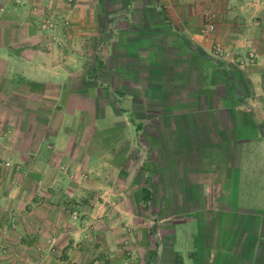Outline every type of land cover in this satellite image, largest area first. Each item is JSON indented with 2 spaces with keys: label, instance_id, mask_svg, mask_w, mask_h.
I'll list each match as a JSON object with an SVG mask.
<instances>
[{
  "label": "crops",
  "instance_id": "0c3cea01",
  "mask_svg": "<svg viewBox=\"0 0 264 264\" xmlns=\"http://www.w3.org/2000/svg\"><path fill=\"white\" fill-rule=\"evenodd\" d=\"M51 19L82 38L112 20L98 26L99 53L114 52L104 72L130 85L126 98L147 101L130 112L146 117L156 153V221L126 190L87 202L100 186L72 166L106 157L56 121L59 96L82 97L58 92L63 78L88 79L82 45L48 40ZM249 52L256 61L241 64ZM0 264H264V0H0Z\"/></svg>",
  "mask_w": 264,
  "mask_h": 264
},
{
  "label": "rangeland",
  "instance_id": "374dc122",
  "mask_svg": "<svg viewBox=\"0 0 264 264\" xmlns=\"http://www.w3.org/2000/svg\"><path fill=\"white\" fill-rule=\"evenodd\" d=\"M48 19L49 18H46L44 20V24H46L45 28H52L49 27ZM50 22L53 26L58 27L56 28V36L53 30L50 31L47 29L52 34L51 37L48 35V40L51 38L52 42H57L60 45L65 43L68 45H74L73 47L78 46L79 48L80 45H82L79 54L83 56L80 61L84 63L85 70L81 69L80 71H84V75L88 79L87 82L83 83L81 80L77 83H71V81L63 78L62 85L58 84V92L63 90L71 94H80L83 98L59 96L57 117H55L56 121L59 125L61 124L67 129H71L72 133H74V129L77 130V132H75L76 138H74V140L78 142L80 141L86 151L89 150L91 154L95 156H99L103 153L106 157L104 158L106 163L99 164L97 162H91L88 165L87 163H81L80 165L72 166L71 171L79 174L82 181L85 180L94 185L100 186V188L95 187L91 189L93 194L90 195L87 202L92 206H96L103 201H110L109 198L106 200L104 196H101L99 191L108 189H114L115 191L126 190L130 193L133 201L135 199L137 200L138 197L143 200V204L145 205V208L143 209H147L149 217H151L153 221H156L158 217L152 212V205L156 202H159L158 204H160L161 195L156 196L157 201L154 200L155 198L152 196L153 180L148 172L150 163L153 161L156 153L154 149L145 146L146 140L149 138L145 130L146 117L130 112L133 108L141 110L146 106L147 101L137 99L136 97L132 100L127 99L126 97L130 92V85H120L117 82L115 83L111 71L104 72V64L102 63L106 62V66L112 64L111 60L114 56V52H105L102 50V53H99L101 49L105 50L107 45L104 46V44H102V47H99L101 46L99 45V42H101L102 39L98 36V26H102L103 23H105L107 30L108 28L112 30V20H94V23L89 29L88 37L84 36V38L77 35H73L72 37L70 35L65 36V26L67 25L60 23L56 24V21H53L52 19ZM109 35L110 34L107 33L105 38H108ZM107 40L108 39L105 41ZM109 44H111L109 49H112V42ZM106 48L108 49V47ZM63 55H65V51L59 50V56ZM76 72L78 71L73 73L74 78L79 79L77 76L80 75H77ZM58 75L69 76L71 73L67 69H58ZM108 77H110V79H108ZM138 86L144 88L145 84H139ZM98 117H100L99 119L101 120L97 122L96 119ZM119 125L122 127L121 132L115 133L114 130L117 128L120 129ZM125 125H132V127L135 126L136 128L138 127L137 133L134 131L130 132L128 128L124 131ZM116 134H119L120 136L121 142L119 143H121V147L115 146L114 138ZM134 135H137V146L133 147L131 146V139H133ZM103 141L104 143H102ZM102 150L105 151L101 152ZM172 151L175 152L174 149H172ZM92 156L91 159H93ZM173 164L174 163H172V165ZM13 166L14 165L12 164H5L7 170ZM101 175H105V178L100 179ZM77 180L78 179L74 178V183H78V185L81 186V182L79 183ZM143 188L144 190H142ZM171 189H173V187H171ZM76 199H79L80 201ZM81 201L82 200L79 197L74 198L71 203L75 209L73 212V218L75 221L80 218V212L78 211L79 208L77 205L81 204ZM123 214L125 216L127 215L125 212H123ZM125 222L126 220L124 223ZM123 230L129 234L130 231L128 224L124 225ZM124 241H126L125 245L127 246L129 240ZM126 250L128 251V249Z\"/></svg>",
  "mask_w": 264,
  "mask_h": 264
},
{
  "label": "built area",
  "instance_id": "2783aa9c",
  "mask_svg": "<svg viewBox=\"0 0 264 264\" xmlns=\"http://www.w3.org/2000/svg\"><path fill=\"white\" fill-rule=\"evenodd\" d=\"M214 28V25L212 22L205 23V29L206 30H212ZM216 53L218 56H222L224 54L222 48L220 46L216 47ZM256 54L254 52L247 53L244 57L240 59L241 64H253L256 61Z\"/></svg>",
  "mask_w": 264,
  "mask_h": 264
}]
</instances>
